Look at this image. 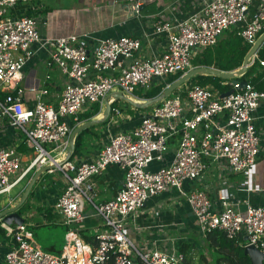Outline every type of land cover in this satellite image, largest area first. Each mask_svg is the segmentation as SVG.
<instances>
[{
    "label": "built area",
    "instance_id": "2783aa9c",
    "mask_svg": "<svg viewBox=\"0 0 264 264\" xmlns=\"http://www.w3.org/2000/svg\"><path fill=\"white\" fill-rule=\"evenodd\" d=\"M31 1L0 0V131H19L31 151L26 155L0 147V194L9 193L27 174L53 166L66 180L55 208L68 232L61 253L53 255L42 251L24 226L1 223L9 242L0 264H183L177 251H140L126 234L129 220L134 222L150 199L169 190L185 199L202 238L214 231L228 240L245 237L241 247L264 255V205L234 201L224 177L247 173L259 153L253 113L264 101V90L250 82H230L233 92L222 98L200 86L170 95L151 106L137 127L111 136L92 162L74 165L65 152L71 132L67 121L77 124L86 104H97L101 111L114 88L135 96L168 76L186 73L197 53L215 46L230 28L239 29L243 42L252 46L264 29V0H211L183 19L158 20L153 33L165 35L166 47L153 58L138 56L140 40L126 36L98 39L92 55L77 44L80 36L74 33L42 37L36 17L9 16L14 7ZM144 1L127 0V11L137 14ZM39 52L46 56L47 69H56L67 82L52 102L50 86L30 88L33 99L27 103L22 70ZM255 61L264 77V54L256 53L249 67ZM44 81H50L48 74ZM111 111L119 115L118 109ZM171 140L176 141L173 148L168 146ZM212 165L213 200L205 189H185L186 183L207 180ZM108 166L123 171L124 184L113 198L96 204L91 179ZM83 203L103 222L91 228L93 235L87 239L80 235L86 222Z\"/></svg>",
    "mask_w": 264,
    "mask_h": 264
},
{
    "label": "crops",
    "instance_id": "0c3cea01",
    "mask_svg": "<svg viewBox=\"0 0 264 264\" xmlns=\"http://www.w3.org/2000/svg\"><path fill=\"white\" fill-rule=\"evenodd\" d=\"M209 1L211 0H146L140 4L138 13L136 14L133 12L131 13L130 10L127 11L129 5L127 0H80L79 2L84 4L85 7L88 2L93 8L107 5L105 8L95 9L92 13L91 18L95 21L94 26L98 27L99 23H101L102 27L91 29L90 31H79L71 28V21H73L71 16H69L71 14L65 12H67L71 6L77 5L74 0H65L64 4H60L61 0H52V3H48L47 5L42 2L31 5H17L10 11L9 16L19 17L21 15H29L37 17L38 31L42 37H60L72 33L79 35L80 37L77 40V44L85 46L89 55L93 54L98 39L126 36L140 40L141 49L138 56L142 58H153L161 55L166 47L165 35H154V24L158 20H172L174 18L183 19L198 11L205 2ZM54 3L57 7L51 5ZM42 4L46 6L44 10ZM81 25L84 30L88 24L86 20H83ZM85 33H89L90 37H83L82 35ZM261 47H264V43ZM192 68L194 67H192L191 64V69ZM46 74L50 76V81L48 83L44 81ZM22 75V87H24L25 101L27 103H30L33 99V95L28 92L30 88H40L43 85L50 86V96L52 98L50 101L52 102L53 100H57L56 97L61 93L63 85L67 82L66 78L56 69H47L46 56L42 52L37 53L25 65L22 70ZM229 81L232 82V80ZM226 84L229 85V83H223V85ZM185 88L186 86L183 87L182 85L177 89V92H184ZM106 100L111 110H119V115L113 116L111 113L112 111H110L106 122L93 125L86 129L87 131L83 130L85 133L80 138L79 150L72 156L75 150V139L80 133L75 136L73 153L69 157L66 154V158L73 162L74 165L96 160L111 136L127 133L137 127L140 124L142 116L147 114L151 108L140 109L134 107L129 104L127 100L134 103H143L145 101L136 94L135 96H129L117 88H114L108 94ZM92 106V104H86L78 118H81L82 115L86 113H91ZM103 111L104 107L101 111L99 110L96 115L91 116V118L77 122V124L71 128V131L88 121L102 119ZM67 122L72 126L74 121L68 120ZM253 124L259 137V153L255 165L245 174L231 175L225 173L224 177L227 179L229 190L234 201L249 203L252 206H259L264 205V101L260 103L259 107L253 113ZM17 132V130L11 128L2 129L0 131V147H13L18 151L20 146L24 144L23 141H20ZM68 146L69 137L67 140L66 153ZM53 156L56 157V154ZM155 167L156 166H154V168ZM54 173V170L42 173L37 178L26 201L16 212V215L19 217V223H17L15 218H11L9 215L4 220H0V224L4 223L11 227L24 226L31 238H33L30 232L32 228L43 225L60 228V243L62 245L59 249L57 250V244L51 246L49 248L50 250L40 248L44 252L58 255L65 245L68 228L65 225L63 217L55 208L56 199L62 194L65 182L63 183L64 187H55L49 180V178H51L49 176L54 175ZM30 174V177L28 176V182L35 173L32 172ZM215 175V171L211 170L209 176L213 177ZM124 178L123 171L115 166H108L98 176H94L91 179L93 185V202L99 204L113 198L123 187ZM23 180L24 178L19 182V185L17 184V186L11 189L12 191L18 188L17 193L13 196L10 195L7 203H0V212L10 209L18 203L28 184L27 182L24 187L20 186ZM214 185V179H207L205 181H195L192 184L186 183L185 189H205L209 198L213 200ZM11 191L5 194H10ZM85 204L86 203H83V212L86 221L88 222L93 217L98 218L95 214L90 216L86 213ZM24 206H26V210L22 211ZM126 227L127 236L134 244H138L139 247L137 248L140 251H177L183 255L184 259L186 258L188 264H215L216 252L214 253L213 248H209L207 243H202V240L205 238L199 235L195 219L191 214L187 202L176 191L169 190L166 193L150 199L136 215L134 222L129 220ZM93 228L94 227H92V229ZM87 230L88 229H83V231H81L80 235L84 239L90 237V235L86 236ZM245 241V237H242V243ZM181 245L185 246L183 251L185 255L180 251ZM7 246L8 244L6 243L5 245V242L3 243L0 239V262H2L4 254L8 249ZM37 246L40 247V245ZM200 249L205 250V253L198 254L197 252ZM187 252H189V254H187Z\"/></svg>",
    "mask_w": 264,
    "mask_h": 264
},
{
    "label": "trees",
    "instance_id": "16d2710c",
    "mask_svg": "<svg viewBox=\"0 0 264 264\" xmlns=\"http://www.w3.org/2000/svg\"><path fill=\"white\" fill-rule=\"evenodd\" d=\"M264 32L259 34V36ZM258 36V37H259ZM251 48L250 45L245 44L243 40L239 36V29L230 28L226 30L218 39L215 46L210 48H205L201 52L197 53V55L192 60V67H207L214 68L221 72H231L240 68L243 58L246 53ZM264 47H261L257 55L263 56ZM183 73H178L173 76H168L164 82L162 83H154L149 91L141 93L140 91H136L135 94L144 101H148L156 98L162 91L166 88L167 85L176 81ZM237 81H248L254 89L258 91L264 90V77L262 72L258 67L257 62L255 61L250 67L247 68L244 75L235 77ZM223 83H230L229 80H224L218 77H214L211 75H197L187 81L183 87H191V86H200V87H212V89L216 90L219 95H223L231 90V87ZM176 90L174 93H176ZM99 112V106L97 104H93L91 107V113H86L82 115L81 118H78V122L82 120H87L91 118V116L96 115ZM90 116V117H89ZM76 123H72L70 128H73ZM87 131V130H86ZM85 133L83 131L80 133L75 139V150L72 156L78 152L80 147V138ZM176 141L171 140L168 144L169 148L175 147ZM21 153H26V147L20 146L18 149ZM0 239L5 242L7 238L5 237L4 231L0 228ZM202 243H207L209 248H213V252L216 256L215 264H252V261L249 256L244 254V248L241 247L242 237H238L234 240H228L224 233L214 231L211 234L207 235L205 239L202 240ZM185 246H180L181 253L184 254ZM185 255V254H184ZM184 264H188L186 262V258L184 259ZM257 264H264V259H262Z\"/></svg>",
    "mask_w": 264,
    "mask_h": 264
},
{
    "label": "water",
    "instance_id": "95a60500",
    "mask_svg": "<svg viewBox=\"0 0 264 264\" xmlns=\"http://www.w3.org/2000/svg\"><path fill=\"white\" fill-rule=\"evenodd\" d=\"M123 1H125V0H123ZM263 43H264V32L257 38L256 42L251 46L249 51L246 53V55L243 58L242 64L238 70L231 71V72H221V71L216 70L214 68L194 67V68L190 69L189 71H187L186 73H184L182 76H180V78H178L176 81L169 84L162 91V93H160L156 98L145 101L143 103H134L130 100H127V102L129 104L133 105L134 107H137L140 109L151 107L154 104H157L160 101H162L163 99L169 97L175 90H177L179 87L184 85L187 81H189L191 78H193L197 75H211V76L218 77V78H221L224 80H232V83L235 84V83H237V80H235L234 78L242 76L245 74L246 69L249 67V65L251 63V59L258 52V50L261 48ZM240 84H241V86H244L246 84V82L241 81ZM232 92H233V90L228 91L227 93L221 95V98L228 96ZM104 104L105 105H104V111H103L102 119L88 121L86 123H83L70 132L69 146H68L67 153H66L68 157L73 153V149H74L73 143H74V138L76 135H78L83 130L88 129L89 127H91L93 125L102 124V123L106 122V120L109 117V113H110L111 109H110L109 104L107 103V100H105ZM51 170H53V166H51V165H48V166H45V167L38 169L35 172V174L33 175V177L30 179V181L28 182V184H27L22 196L20 197L18 203L14 207L0 212V220H4L7 216L10 215L11 218H15L17 220V223H19V217H18V215H16V212L19 210V208L22 206V204L26 201L29 193L31 192V189H32L35 181L37 180V178L42 173H47ZM245 240H246V238H245ZM244 254L250 257L252 264H257L262 259H264V255L259 253L256 249H254L251 246L244 248Z\"/></svg>",
    "mask_w": 264,
    "mask_h": 264
},
{
    "label": "rangeland",
    "instance_id": "374dc122",
    "mask_svg": "<svg viewBox=\"0 0 264 264\" xmlns=\"http://www.w3.org/2000/svg\"><path fill=\"white\" fill-rule=\"evenodd\" d=\"M51 1L52 0H32L31 2H29L27 4L28 5H31V4H35L37 2H42V3H44V4L47 5L48 3L49 4L52 3ZM71 1H73V0H71ZM74 1H75V3L77 5L76 6H71L68 9V11L65 12V13H70L71 14L69 16H71V18L73 20V21H71V28H73V30H76L77 29L79 31H90L91 29L93 30V29H96V28H99V27L101 28L102 27V24L101 23H99L98 27H95L94 26L95 21L92 20L91 16H92V13L95 11V9L105 8V7H107V5L106 6L99 7V8H93L92 6H90L89 2L86 4V7H85L84 4H82V3L79 2L80 0H74ZM64 2H65V0H61V3L60 4H64ZM44 4H42V6L44 7L43 10L46 7V6H44ZM51 5L53 7H57V5L55 3L54 4H51ZM83 16H85V17H83ZM83 20H86V22L88 24L86 26V29H84V30H83V27L81 25V22H83ZM38 29H39V27H38ZM173 94H175V93H173ZM17 134L19 135L20 141H23V135L19 131L17 132ZM45 148L47 150H50L52 148V146H46ZM30 152L31 151H27L26 152V155H29ZM152 166H155V164H153ZM211 170H215L213 165L210 166L209 172ZM54 171H55L54 175L49 176V177H51V178H49L50 182L52 184H54L55 187L56 186H58V188L64 187L63 183L65 182V177L58 170L54 169ZM18 174L19 173H17L14 176H10L9 177V181H13L17 177ZM29 174H27L25 176L26 178L24 177V180L21 182L22 184L20 186L24 187V185H26V183L28 182V179H29V177L31 175V174L30 175ZM207 179H214V183H215V181H216V175L213 176V177H211L208 174L207 175ZM208 182H209V180H208ZM20 186H18V187H20ZM17 190H18V188H15L12 191L10 190L11 191L10 194H5L4 193L3 195H0V203H4V202L7 203V200H8V198H10V195H12V196L15 195L17 193ZM21 191H20V193H21ZM85 205H86V213H88L90 216L91 215H94L95 212L92 209V207L90 205H88V203H86ZM24 210H26V206L23 207L22 211H24ZM102 224H103V222L99 218H94L93 217L88 222L86 221L84 224H81L80 225V228H82V229H88L86 231V236H89V235H93V232H92V229H91L92 227H97V226H100ZM30 230H31L30 232H31L32 237H33L32 240L34 241L35 244L40 245L39 248H44L46 250H50L49 248L51 246H54V244H57L58 245L57 246V250H58L59 247L62 245L60 243L61 242V237H60L61 231H60V228H58V227H51V226L43 225V226H38L36 228H32ZM8 242L9 241L6 240V243H8ZM135 244L134 245L136 247H139L137 243H135ZM197 253L198 254H204L205 253V250L200 249V250H198ZM187 254H189V252H187Z\"/></svg>",
    "mask_w": 264,
    "mask_h": 264
}]
</instances>
